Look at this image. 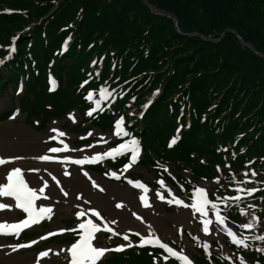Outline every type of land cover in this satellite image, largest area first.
<instances>
[{"label":"trees","instance_id":"1","mask_svg":"<svg viewBox=\"0 0 264 264\" xmlns=\"http://www.w3.org/2000/svg\"><path fill=\"white\" fill-rule=\"evenodd\" d=\"M148 1L175 16L180 32L143 0H0V61L16 43L0 70V91L8 82L15 89L24 84L21 109L44 128L72 110L86 113L94 106L87 93L98 99L106 86L112 98L90 126L111 131L122 117L143 147L139 166L183 196L191 198L202 181H219L210 199L223 202L221 215L250 236L247 248L227 239L235 264L241 258L264 264V240L256 238L264 236V59L232 33L217 42L233 30L264 55V0ZM196 32L215 41L191 35ZM50 77L59 82L54 92ZM127 162L111 160L95 170H119ZM236 188L255 193L226 199ZM252 216L253 229L245 230ZM196 253L197 264H233L224 253ZM164 256L158 248L135 247L99 264H153L154 257L156 264H177Z\"/></svg>","mask_w":264,"mask_h":264},{"label":"rangeland","instance_id":"2","mask_svg":"<svg viewBox=\"0 0 264 264\" xmlns=\"http://www.w3.org/2000/svg\"><path fill=\"white\" fill-rule=\"evenodd\" d=\"M2 67H0V69H2ZM6 81L8 80L4 79V82ZM13 84L15 85V82ZM21 85L22 84L19 83V88L17 90L14 87H11L10 83L8 82L6 88H3V90L0 91V114L4 113L7 115L4 116V118L6 117L4 120H1L0 116V143L5 145L13 142L14 145L21 142V139L17 138L16 136L7 137L5 126H8L10 123L17 125L21 124L26 130L31 131L38 137H47L53 134L51 129H59L69 138L70 148L75 149L76 151L67 152L62 150L59 153L52 154L50 156L52 159L45 162L49 165H53V157L58 155V157H55V159H57L56 164L60 165L61 168L58 170L54 169L52 172L56 173L59 178L62 172H64V166L71 167L74 171V183L76 184L77 189L70 191L63 185V180L61 179L59 187L54 185V191L55 194L58 195V199H50V202H52L53 205L46 204L52 207L53 212H51V218L25 231L35 233L27 240H23L25 235L18 237V240H7V235H0V243L11 246H18L21 244L30 245V247H24L20 251L22 257L24 256L27 258L26 260L28 263H36L38 254L41 251H46L50 252V259H48L43 264H66L68 257L58 254V251L70 247L71 244L74 243L76 239H78V223L87 221L85 217L86 214H89L91 211L88 209L89 207H97L94 204H90V200L92 199L91 194H94L95 192L100 194L98 197L109 202L108 207L113 211V216L122 218V222L120 223L119 218L112 219L109 213L107 214L106 212L101 211L104 221H107L112 231H115L118 233V235L112 236L110 232L100 231L96 235V246L103 248H115L120 245L132 243V247H125L124 250L120 252L128 251L138 245L139 236H137L136 233L146 236L148 235L149 230H151L155 233L156 238L160 239L169 246L179 248V252L182 250L183 254L189 258H193L195 255H197L196 250H203L202 243L206 242L209 244V255L212 256L213 253H225L226 257L232 261L229 258L231 253L226 246V238L228 237L226 236L225 232L216 228L215 215L213 212L206 210L207 215L203 217V219H207L212 222L209 224V234L205 235L202 230L203 226L200 223L202 218L199 216V213H194L190 207L185 208L183 206H177L174 201L172 203H168V201L172 200V197H175L180 199L182 204L190 205L192 199L189 200L181 196L176 191V188L173 185L167 183L165 180H157L155 173L147 172L145 168L140 167L138 163L131 165L126 171H113L109 168L106 169V173L100 174L99 172H94L95 170L93 167L100 163L106 162L107 159L105 158L96 163H85L83 165H75L70 163L71 159H82L84 156L91 157L93 155H97V152L100 150L99 144L102 141L101 137H103V139L112 140L113 143L110 146L111 149L118 145L117 142L120 136L115 135L114 131L102 132L96 127H91L89 124L90 116H88L86 113L79 112L78 110H72L69 113L72 114L75 122H73V119H69L68 114L63 119H51V121L47 123L44 128H42L40 126L39 119L29 118L27 113L21 110V106H24L25 103V92L28 90L24 85L25 89L22 91L23 88H21ZM57 87L58 83L55 81V87L53 89H56ZM6 101H9L11 105L3 107ZM80 125L82 129H84V131L81 133L76 132L77 127ZM90 132L92 135H88ZM81 137L85 138L81 139ZM124 137L126 136H123V138ZM58 141V139H52L51 137L48 141H42L43 143L40 146L46 150L49 147H60L63 149V144L58 143ZM22 146L27 150L29 149L25 142L22 143ZM22 152L23 149L16 150L14 154L25 158H34L26 157L27 155H25V152L24 154H21ZM139 155V160H141L144 156L141 148ZM0 156H8V153H3V151H0ZM66 157L68 159H65ZM165 169L167 172H169L167 168ZM7 170H10V168H4L3 166L0 167V175L2 173H6ZM84 172L88 173L87 177L84 175ZM121 172L125 173L121 174L119 179H115L111 176V173H115L117 175ZM91 174L95 175L99 181L106 184L108 189L110 188L109 190L112 192L111 196L110 193H108L109 191H100L101 188L92 187L93 180ZM24 175L25 174H23V176ZM32 175L34 174H31L30 176ZM48 176L49 175L47 172H44L42 177L46 178ZM89 177H91V179H89ZM24 179L32 188H34L33 184L38 185V181L33 180L32 177L30 178L29 176H24ZM129 180L140 181L147 187L148 191L145 193L141 189L134 188L128 183ZM54 181L56 182V177L53 182ZM99 181L98 184L103 186V184H101ZM160 181H163V187L159 183ZM216 184H219V181H215L214 185L210 182L202 181L198 187H204L206 193L208 194L212 190V187ZM61 189H63V191H61ZM113 189H117L120 193L113 195ZM123 193H125L128 200L119 198ZM157 193H159L160 196H163L164 199H158ZM169 193H171V195H169ZM148 194L152 196L150 200L147 197ZM140 195H145L149 207H144L141 204L139 199ZM77 196H79L80 199H77ZM85 200L89 201V203L85 204ZM43 201L47 200L43 199ZM5 202L7 201L4 200V202L0 203ZM117 203L122 205L121 208L115 207ZM156 204L160 206L158 212H156ZM210 204L211 203L209 202V206ZM77 211H83L85 213L84 216H82L79 220H77L75 215ZM133 213H135L136 216L141 217V219L137 220L135 216H133ZM215 214L218 213L215 212ZM23 216L24 214L22 210L11 212L5 208L4 210L0 211V222L16 223L24 219L25 216ZM112 220H115L116 223H110ZM224 221V226L228 227L240 238H246V243H248V237L240 232L239 227L229 223L226 219H224ZM97 225H100L99 220H97ZM100 227L102 228L103 226L100 225ZM72 229H77V231H72ZM49 233L53 234L48 235ZM56 234L60 235L55 236ZM123 235H128L129 240H123ZM193 236H196L198 240L201 241V243L194 241L192 239ZM41 237H45V239H41ZM109 237L111 238L109 239ZM65 239L75 240H72L73 242H68ZM33 241H35V243H33ZM114 252L115 251L105 253V256L102 257L101 260L109 258Z\"/></svg>","mask_w":264,"mask_h":264},{"label":"snow or ice","instance_id":"3","mask_svg":"<svg viewBox=\"0 0 264 264\" xmlns=\"http://www.w3.org/2000/svg\"><path fill=\"white\" fill-rule=\"evenodd\" d=\"M15 38H13L14 43ZM15 48L14 46H10L8 48L9 56L6 57V59H10L12 53H14ZM0 63H3V61H0ZM95 63V62H94ZM84 83H87L85 81ZM49 84L51 85L50 91L53 90L55 87V81L52 80V78H49ZM83 86V85H82ZM99 96L98 99H94V93L92 91H89L87 95L85 96V99L92 102L94 105L93 108H91L86 114L88 116H92L93 112L103 109L101 108V105L109 99L110 96H112V92L108 90V88L100 87L99 90ZM114 98V97H113ZM144 107H147L145 105ZM69 119H73V122H75L72 114H69ZM123 125V118H119L115 121L114 128H115V134L117 136L123 137L130 135L128 132L124 130L122 127ZM52 132H55L57 136L63 137L65 136V133L58 131L57 129H51ZM179 131V129L177 130ZM88 135H92V133H88ZM85 137H81V139H84ZM52 139H56V137H52ZM101 140H103V137H101ZM58 143L63 144V141H58ZM175 143V139L170 141L169 147L172 146V144ZM51 153H59L62 150L63 151H69V147L67 144H63V149L60 147H49L47 149ZM72 151H76L75 149H72ZM139 142L135 138L129 139L126 143L122 142L119 143L116 147L111 148L110 151H104L101 153H98L97 155H93L91 157L84 156L82 159H71L70 163L75 165H83L85 163H96L101 160H103L106 157L115 158L118 155H122L125 152L130 153V158L128 160V163L124 164L123 168L126 171L131 165L136 163L137 160V154L139 153ZM21 159V157H12L9 159L0 158V166L5 165L7 163H11L14 160ZM36 159L40 161H49L52 159V157L48 155H40L36 157ZM65 159H68L67 157ZM63 162V161H62ZM227 167V165H226ZM219 171V168L217 169ZM31 171H39V169H32ZM166 171V169H165ZM63 175L68 176L69 173L67 171L63 172ZM84 175L87 177L88 173L84 172ZM247 175V173H245ZM255 175V173H253ZM111 176L115 179H119L120 177L117 176L115 173H111ZM6 179V182L4 180ZM91 179V177H89ZM53 180H55V177H53ZM128 183L132 185L134 188L141 189L143 192H147V187L142 184L140 181H132L129 180ZM161 186L163 187V181L159 182ZM57 187H59V181L56 182ZM47 187V182L44 183V186L38 187V188H32L29 186V184L25 181L24 176L22 175V169L20 167H12L10 170L6 171V176H0V197H6L10 198L8 202L0 203V211L4 210L5 208H8L11 210L13 207L15 209L22 210V212L25 214V218L20 220L18 223H0V235H19L21 231H23L25 228H29L34 224H39V222L44 218H50L49 214L51 213L52 209L50 207H37L35 202L43 197V199H48L46 195H44L45 188ZM92 187L98 188L99 186L95 181H92ZM63 191V189H61ZM100 191H103L101 188ZM236 193L240 192H247L248 194H251V192L255 191V189H241L236 188L234 189ZM66 195V193H65ZM171 195V193H169ZM157 196L163 200L164 197L160 196L159 193H157ZM77 199H80L79 196L76 197ZM141 204L144 207H149V204L147 203L145 195H140L139 197ZM226 199H233V200H239L241 197L239 195L232 197V198H226ZM11 201H14V205L11 203ZM175 202L177 206H183L185 208L190 207L194 213H199V216L202 218L200 223L202 224L203 233L205 235L209 234V224L210 221L207 219H203L207 215L206 209L209 206V199L207 198V193L204 187H197L192 193V202L190 205L188 204H182V201L180 199H177L175 197H172V200L168 201V203ZM85 204L89 203V201L85 200ZM121 204L117 203L115 205L116 208H121ZM217 208L216 203L211 204V209L213 210V214L215 215V223L216 228L220 229L221 231L226 233V236L229 238L230 242L237 246V247H247L246 238H240L237 234H235L232 230H230L228 227L224 226L225 221L224 218L219 215L215 214V209ZM83 211H77L76 212V218L79 220L82 216H84ZM91 214L94 216L97 220H99L100 225L103 227L101 228L96 223H93L92 220H87L86 222L78 223L77 229H78V239L75 240L74 243L71 244L70 247H67L66 249H61L62 252H66V256L70 257V259L66 260V264H97L98 261H101V258L105 256V253L115 251L120 252L124 250L125 247H132V243H128L127 245H120L115 248H103L93 245V239L94 235L100 231L110 232L112 236L118 235L115 231H112V229L109 227L108 223L104 221V219L101 217L100 213L95 210L91 209ZM241 214L243 215V210L241 209ZM133 216L137 220H140L141 217L136 216L135 213H133ZM257 220L256 216H252L251 220L247 223L243 224L241 227L246 230H252L254 226V222ZM110 223L115 224L116 221L112 220ZM77 229H72V231H77ZM63 231V230H61ZM53 233H49L48 235H52ZM137 236H139V244L138 247H143L145 245H151L152 247H159L162 249L165 253H167V256H164L163 259L167 261L169 258H174L177 261V264H191L189 259L183 255V252L181 250L180 253L173 250V248L169 247L167 244L162 243L160 239L156 238L155 233L151 230H149L147 237L143 235H139V233H136ZM111 237H109L110 239ZM257 239L264 240V236L256 237ZM41 239H45V237H41ZM123 240L128 241L129 237L128 235H123ZM192 239L196 241L197 243H201V241L198 240L196 236H193ZM35 243V241H33ZM19 248L24 247H30V245L27 244H21L18 245ZM203 250L206 254L209 252V244L204 242L202 243ZM15 250V248L13 249ZM260 249H258L259 251ZM48 252L41 251L37 258H36V264H41V258L47 257ZM153 264H156V258L154 257ZM241 264H246L245 261L241 258Z\"/></svg>","mask_w":264,"mask_h":264},{"label":"bare ground","instance_id":"4","mask_svg":"<svg viewBox=\"0 0 264 264\" xmlns=\"http://www.w3.org/2000/svg\"><path fill=\"white\" fill-rule=\"evenodd\" d=\"M10 105H11V103H9V101H6L3 105V107H7ZM5 127H6L5 132L7 134V137L16 136L17 138L21 139V142L18 144H14V145H13V142H11L10 144H5V145L0 143V151H3V153H8V156H4V157L0 156V158H4L7 160V159L12 158V157H21L20 155H16L14 153L16 152V150H22V149H23V152L21 154H24V152H25V155H27L26 157H34V158L21 157V159L14 160L11 163H7V164L2 165V166L4 168L9 167L10 169L14 166L20 167L22 169V175L25 174L24 176H29L30 178L32 177L33 180L38 181V185L33 184L34 188L44 186V183L47 182V187L45 188L44 195H46L48 197V199H46L47 201H43L42 197L40 199H38L35 202L37 207H50L52 209L51 206H48L46 204L53 205V203L50 202V199L51 200L52 199H58L57 198L58 195H56L55 191H54V189H55L54 185H56L57 181H59V184H60L61 179L63 180V185L65 187H67L70 191L77 189V186L74 183L75 182L74 174H73L74 171L71 167H69V166L63 167V170L67 171L69 173L68 176L63 175V172H62L61 176L58 178L57 174L52 172V170H54V169L58 170L59 168H61L60 165L56 164L57 159H55V157H58V155L53 157L54 158L53 165H49L45 161H40V160L36 159V157H38L40 155L51 156L52 154H54V153H51L48 150H46L45 148H42L40 146L43 143L42 141H48L51 137H56V139H58L59 141H63V144H67L69 147V151H67V152H71L72 149L70 148V145H69V138L67 137L66 134L63 137H59V136H57V134L55 132H53L52 135H49L47 137H38V136L34 135L31 131L26 130L24 128V126L21 124L17 125L14 123H10V124H8V126H5ZM57 130L60 131L59 129H57ZM23 142L26 143V146L29 148L28 150L22 146ZM112 143H113L112 140L103 139L101 141V143L99 144L100 150L97 152V154L98 153L102 154V152H104V151H110V146L112 145ZM10 153H13V154H10ZM2 166H0V167H2ZM32 169H39V171H31ZM44 172H47V174L49 176L46 178L42 177ZM124 173L125 172L118 173L117 176H121V174H124ZM31 174H34V175L30 176ZM0 176H6V173H2ZM53 177H56V182L54 181L55 183L53 182ZM92 180L97 183L99 188H102L103 191H109L108 193H110V196L112 195V192H110V190H109L110 188L108 189V186H106V184H104L103 182L99 181V179L95 175H92ZM40 181H41V184H40ZM98 181L101 182V184H103L104 187L102 185L98 184ZM4 182H6V179L4 180ZM119 193L120 192L117 189H113V195H117ZM98 195H100V194L95 193V192H94V194H91L92 199L90 200V204H94L97 207H89L88 209H90V210L95 209L100 213V215L102 214L101 211H104L107 214L109 213V215H111L112 219L113 218H119L120 223H121L122 218H120L118 216H113V211L110 210L108 207L109 202L98 197ZM147 197L149 198V200L152 198V196L149 194L147 195ZM119 198H121L123 200H128L125 193L121 194V196ZM41 199H42V201H41ZM158 199H160V198L158 197ZM4 200H6L8 202L10 199L0 197V202H4ZM11 203L14 205V201H11ZM106 203H107V205H106ZM159 209H160V206L156 204V212H158ZM17 210H19V209H15L14 207L11 210L8 209V211H11V212H14ZM51 212H53V210ZM49 217L51 218V214L49 215ZM50 218H47V219H50ZM85 218H86V220H92L93 223H96L95 222L96 218L94 216H92V214H86ZM0 223H9V222H0ZM106 223H108V222L106 221ZM108 225H109V223H108ZM96 234L94 235V239L92 242L93 245L96 242ZM146 237H147V235H146ZM14 248H15V250H13ZM21 249L22 248L17 247V245L11 246V245H6V244L0 243V264H36V263H28V261L26 260L27 258H25L24 256L22 257V255L20 253ZM5 253H7V254H5ZM58 254L67 257L66 252L58 251ZM49 256H50V252H48L47 257L41 258V264L45 263L48 259H50ZM69 258L70 257H68V259Z\"/></svg>","mask_w":264,"mask_h":264},{"label":"water","instance_id":"5","mask_svg":"<svg viewBox=\"0 0 264 264\" xmlns=\"http://www.w3.org/2000/svg\"><path fill=\"white\" fill-rule=\"evenodd\" d=\"M143 1H144L145 4H146V5L152 10V12H153L154 14L167 16L168 18H170L171 20H173V22H174V24H175V27H176V30H177L178 32H180L179 23H178V20L176 19L175 16H173V15L170 14V13H166V12L159 11L158 9H156L155 7H153V6L149 3L148 0H143ZM228 32L234 34V35L237 37L238 41L242 44L243 47L249 48V49H250L251 51H253L255 54L259 55L261 58L264 59V55L258 53V52H257V51H256V50H255L250 44L246 43V42L242 39V37L239 36V34H238L236 31H233V30H227L225 33H223V34L221 35V38H220L219 40H217V42H219V41H220V40L226 35V33H228ZM192 35H194V36H198L197 33H194V34H192ZM199 36H200L203 40L208 41V42H214V41H215V40H213L212 38H207V37H204V36H202V35H199Z\"/></svg>","mask_w":264,"mask_h":264}]
</instances>
